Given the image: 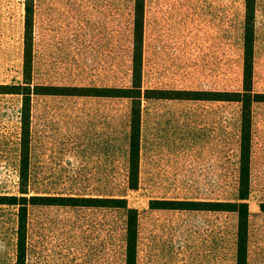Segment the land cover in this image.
Wrapping results in <instances>:
<instances>
[{
	"label": "rangeland",
	"instance_id": "1",
	"mask_svg": "<svg viewBox=\"0 0 264 264\" xmlns=\"http://www.w3.org/2000/svg\"><path fill=\"white\" fill-rule=\"evenodd\" d=\"M25 2L0 0L2 85L24 81ZM146 5V87L241 88L245 0ZM133 20L134 0H35L34 82L130 85ZM254 65L255 88L264 91V0L256 5ZM22 99L0 93L2 202L21 195ZM130 109L124 98L34 97L30 194L125 195L130 205L147 209L141 212L140 253L173 264H230L236 213L154 210L149 200L237 198L240 105L144 101L137 190L127 186ZM251 181L250 254L264 264V103L253 107ZM28 217L27 264L122 263L123 209L31 206ZM19 226L18 205L0 203V264H17Z\"/></svg>",
	"mask_w": 264,
	"mask_h": 264
},
{
	"label": "trees",
	"instance_id": "2",
	"mask_svg": "<svg viewBox=\"0 0 264 264\" xmlns=\"http://www.w3.org/2000/svg\"><path fill=\"white\" fill-rule=\"evenodd\" d=\"M147 0H134L133 20V67L131 84L87 85V84H54L34 82V18L35 0L25 2V29L23 53V83L13 85L0 84V93L19 94L22 96V136L20 158V193L5 197L0 203L18 205L19 235L17 264H27V227L30 207H86L100 209H123L126 212L127 234L126 250L122 263L118 264H173L176 260L163 256L152 257L139 252L141 212L129 204L124 195H88V194H30V157H31V114L32 103L36 96H59L80 98H124L129 99L130 134L128 142V179L129 189L140 187L141 173V133L144 101L179 100V101H212L235 102L240 105L241 142L240 174L237 183V198L234 200H201L153 198L149 200V209L181 210L202 212H234L237 214V249L230 264H255L256 259L250 254V195L251 181V148L253 128V107L264 103V91L255 88V18L257 0H245L243 74L240 89H184V88H150L143 81V60L145 43V18ZM264 212V201L259 203ZM147 258H141V256ZM121 261V260H119ZM152 261V263H151ZM216 261V264H229L228 261ZM87 263V262H86ZM72 264H84L76 260ZM116 264V263H115ZM176 264H188L178 260ZM206 264V263H204ZM208 264V263H207Z\"/></svg>",
	"mask_w": 264,
	"mask_h": 264
},
{
	"label": "crops",
	"instance_id": "3",
	"mask_svg": "<svg viewBox=\"0 0 264 264\" xmlns=\"http://www.w3.org/2000/svg\"><path fill=\"white\" fill-rule=\"evenodd\" d=\"M141 258H147V256H143V255H142Z\"/></svg>",
	"mask_w": 264,
	"mask_h": 264
}]
</instances>
